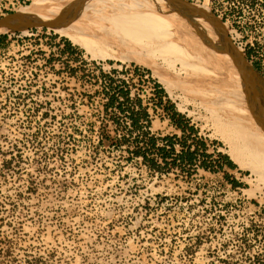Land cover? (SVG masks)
Returning <instances> with one entry per match:
<instances>
[{
	"label": "rangeland",
	"instance_id": "obj_1",
	"mask_svg": "<svg viewBox=\"0 0 264 264\" xmlns=\"http://www.w3.org/2000/svg\"><path fill=\"white\" fill-rule=\"evenodd\" d=\"M33 1L0 0V18ZM190 1L264 65V0ZM3 35L0 264H264V181L222 137L242 146L240 124L168 92L148 65L92 58L54 28ZM138 99L150 114L141 127Z\"/></svg>",
	"mask_w": 264,
	"mask_h": 264
},
{
	"label": "bare ground",
	"instance_id": "obj_2",
	"mask_svg": "<svg viewBox=\"0 0 264 264\" xmlns=\"http://www.w3.org/2000/svg\"><path fill=\"white\" fill-rule=\"evenodd\" d=\"M72 1L35 0L19 10L50 18L58 16ZM134 4L145 6H132ZM195 4L210 11L203 3ZM192 19L189 22L170 12L163 0H90L79 13L53 19L51 28L84 47L92 58L132 60L148 65L168 92L181 88L212 118L222 113L223 117L240 124L244 129L242 146L235 147L226 131L222 130V137L230 144L234 161L248 167L264 181V166H261L264 165V131L261 129L264 126L256 113L252 116L251 100L240 87L229 57L219 50L217 34L201 18ZM251 151V155L256 152L259 161L245 159Z\"/></svg>",
	"mask_w": 264,
	"mask_h": 264
},
{
	"label": "water",
	"instance_id": "obj_3",
	"mask_svg": "<svg viewBox=\"0 0 264 264\" xmlns=\"http://www.w3.org/2000/svg\"><path fill=\"white\" fill-rule=\"evenodd\" d=\"M89 1L73 0L58 16L55 15L50 18H43L22 10L9 13L0 18V35L9 32L24 31L38 26L51 27V22H54L53 19L79 13ZM163 2L170 8V12L179 14L185 19H188L189 22L193 21L192 18L199 17L212 28L219 38L217 42L219 50L229 57L247 97L256 106L257 110L259 109L258 112L264 115V78L254 69L253 65L245 60L242 52L228 36L225 24L219 16L211 11L198 7L195 2L190 0H163Z\"/></svg>",
	"mask_w": 264,
	"mask_h": 264
},
{
	"label": "trees",
	"instance_id": "obj_4",
	"mask_svg": "<svg viewBox=\"0 0 264 264\" xmlns=\"http://www.w3.org/2000/svg\"><path fill=\"white\" fill-rule=\"evenodd\" d=\"M2 36H4V35H0V38ZM120 92L126 98H129V91L128 90H123V91L120 90ZM175 114H178V113H175ZM175 114H173V118H174ZM131 116H132L131 117L132 118V124L134 126H136V127H141L142 126V123H140L141 121H145L147 123L150 122L149 121V116H150L149 111H148L147 107L143 105L141 99H138L137 100L136 107H134V108L131 109ZM177 126L179 128H181L182 130L184 129V126L181 125V123H179ZM190 128H191V130H194L192 127H190ZM144 132L147 133V134H149V131H144ZM193 132H195V131H193ZM168 138H170V137H168ZM152 139H153V137H152ZM171 148H172V150H174L173 149L174 148V143L173 142H171ZM188 154H189V158L191 160V156L193 155V151H190ZM143 157L146 158L145 155H143ZM222 158L225 160V162L227 163V165H229L230 167H235V164L233 163V161L228 156H222ZM152 166H153V168H155L154 167L155 166L154 164ZM204 167L206 168V165H204ZM220 168H223V165L222 164L220 165ZM232 183L234 185L240 184V182H238L237 180H232Z\"/></svg>",
	"mask_w": 264,
	"mask_h": 264
},
{
	"label": "crops",
	"instance_id": "obj_5",
	"mask_svg": "<svg viewBox=\"0 0 264 264\" xmlns=\"http://www.w3.org/2000/svg\"><path fill=\"white\" fill-rule=\"evenodd\" d=\"M253 67L264 78V65L256 63Z\"/></svg>",
	"mask_w": 264,
	"mask_h": 264
},
{
	"label": "built area",
	"instance_id": "obj_6",
	"mask_svg": "<svg viewBox=\"0 0 264 264\" xmlns=\"http://www.w3.org/2000/svg\"><path fill=\"white\" fill-rule=\"evenodd\" d=\"M135 70H138V69H135Z\"/></svg>",
	"mask_w": 264,
	"mask_h": 264
}]
</instances>
